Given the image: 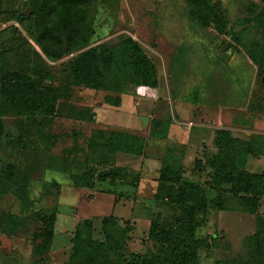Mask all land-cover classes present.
I'll list each match as a JSON object with an SVG mask.
<instances>
[{
	"label": "rangeland",
	"instance_id": "obj_1",
	"mask_svg": "<svg viewBox=\"0 0 264 264\" xmlns=\"http://www.w3.org/2000/svg\"><path fill=\"white\" fill-rule=\"evenodd\" d=\"M33 1L0 0V55L10 68L0 59V264H264V193L241 200L231 183L215 182L217 164L242 150V169L264 173V0H93L59 24L66 53L57 60L31 33ZM129 37L157 71L144 94L122 61ZM85 55L98 59L103 86L76 82ZM118 88L134 90L143 125L154 119L150 160L123 155L117 166V154L89 144L91 128L69 117ZM3 90L16 100L3 102ZM121 165L151 181L180 170L199 185L207 210L193 234L176 193L116 186ZM84 173L89 187L79 188ZM112 195L134 196L127 218L115 216Z\"/></svg>",
	"mask_w": 264,
	"mask_h": 264
},
{
	"label": "trees",
	"instance_id": "obj_2",
	"mask_svg": "<svg viewBox=\"0 0 264 264\" xmlns=\"http://www.w3.org/2000/svg\"><path fill=\"white\" fill-rule=\"evenodd\" d=\"M92 1L93 0L33 1L35 15L33 20L29 22V28L42 52L49 59H60L66 53L63 37L58 29L59 24L68 23L74 10L87 7ZM22 18L26 19L25 16H22ZM120 48L123 58L122 61L135 70L141 84L148 87H156L159 80L155 65L139 42L129 37L121 41ZM0 59L2 61V70L7 74L6 71L10 68L2 55H0ZM83 63L84 65H82ZM80 64L81 65L75 71V77L77 78L76 82L96 83L97 86H103L105 82L99 72V63L95 56L88 57L85 55V58L80 61ZM117 91H119L118 96L114 99L108 96L105 99V103L113 106L120 105V95L128 90L118 88ZM2 100L3 102H13L16 100L15 91L3 90ZM95 116L96 113L94 108L88 107L80 112L78 116L69 117L87 122L95 120ZM91 132L88 143H95L100 148L102 147L111 153L112 157L118 152H125L132 155H143L145 152L147 139L144 136L124 131H106L102 129H94ZM247 154L248 152L246 150H242L236 153L234 161H220L217 164V173L215 175V182L218 186L223 183H231L232 186L235 187V193L241 197V200H248V197L240 195L242 192L250 194L264 193V173L251 175L242 169L246 162ZM117 170L115 171L116 174L117 172L119 173ZM120 177H125V170H121V174L118 178ZM183 179L184 177L180 170L168 171L166 169H161L157 178L158 185L156 192L160 194H177L179 202L184 210V226L193 234V230L199 225L196 213L199 212L202 216L206 214L207 200L204 190L199 185L184 181ZM88 184V176L85 173L75 179V186L79 188L89 187ZM155 228V223H152L150 228L151 235L154 234ZM91 244L96 246L101 245L102 242L92 240ZM134 264L154 263L149 259H142L135 261Z\"/></svg>",
	"mask_w": 264,
	"mask_h": 264
},
{
	"label": "crops",
	"instance_id": "obj_3",
	"mask_svg": "<svg viewBox=\"0 0 264 264\" xmlns=\"http://www.w3.org/2000/svg\"><path fill=\"white\" fill-rule=\"evenodd\" d=\"M121 96V103L118 106H113L107 103H104L102 106H95L94 111L96 113L95 120L84 122L91 128V131L94 129H102L106 131L115 130V131H124L133 134H138L144 136L148 139V136L152 139L153 136L151 135L150 131L153 124V118L150 120V124L143 125L140 122V115L136 114L138 112V108L135 105V93L134 90H128L127 92L120 95ZM143 125V126H142ZM173 126V121L169 118V126ZM142 128V129H141ZM145 128V129H143ZM172 129L169 128L168 133L170 135ZM148 141V140H147ZM152 142V141H151ZM147 147V146H146ZM145 153L143 158L149 159L150 156ZM130 156L132 154L125 153V152H118L117 153V166H120L119 159L121 156ZM164 157V154L163 156ZM154 162H161L162 158L160 157H151ZM150 160V159H149ZM148 162V160L146 161ZM151 162V161H150ZM125 170V177L117 178L116 186H119L124 189H128L130 192H138L142 189L143 185L149 184L151 189H157L158 181L157 180H148L146 178H142V173L139 174L140 170H135L132 167H126L121 165ZM127 172V175H126ZM139 172V173H138ZM138 184V185H137ZM134 195V194H133ZM111 206L114 210L115 216L119 218H127L128 214L131 213V210L135 204L134 196L128 195H117L112 197L110 196ZM104 206V205H103Z\"/></svg>",
	"mask_w": 264,
	"mask_h": 264
},
{
	"label": "built area",
	"instance_id": "obj_4",
	"mask_svg": "<svg viewBox=\"0 0 264 264\" xmlns=\"http://www.w3.org/2000/svg\"><path fill=\"white\" fill-rule=\"evenodd\" d=\"M148 91V87L142 86L139 88V93L140 94H144Z\"/></svg>",
	"mask_w": 264,
	"mask_h": 264
}]
</instances>
